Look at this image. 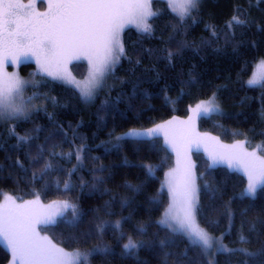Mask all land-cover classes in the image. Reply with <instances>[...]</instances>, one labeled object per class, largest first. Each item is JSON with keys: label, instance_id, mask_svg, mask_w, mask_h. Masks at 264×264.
Masks as SVG:
<instances>
[{"label": "trees", "instance_id": "16d2710c", "mask_svg": "<svg viewBox=\"0 0 264 264\" xmlns=\"http://www.w3.org/2000/svg\"><path fill=\"white\" fill-rule=\"evenodd\" d=\"M38 5L43 8L42 1ZM151 9L158 13L147 21L151 32L123 30L124 54L91 101L73 85L37 74L25 89L34 109L26 118L0 122V200L9 194L75 205V226L67 223L68 208L63 222L39 230L65 249L107 247L93 252L88 264H209L186 235L159 224L169 203L163 182L174 166L172 151L161 136H119L123 131L185 117L190 106L214 94L222 110L200 116L197 129L264 157V81L246 83L253 64L264 59V0H203L183 20L165 0H151ZM234 16L247 23L227 27ZM74 65L75 72L84 68ZM32 68V62L20 66L23 73ZM18 136L31 139L24 143ZM192 158L199 227L221 235L231 248L257 254L216 253L215 264H264V185L254 200L241 199L246 174L211 163L201 151ZM45 165H51L46 172ZM102 221H119L120 227L99 233ZM242 235L248 242L240 241ZM129 237L139 246L125 253ZM10 260L0 243V264Z\"/></svg>", "mask_w": 264, "mask_h": 264}, {"label": "snow or ice", "instance_id": "6c2138e0", "mask_svg": "<svg viewBox=\"0 0 264 264\" xmlns=\"http://www.w3.org/2000/svg\"><path fill=\"white\" fill-rule=\"evenodd\" d=\"M168 2V0H166ZM203 0H182L178 5L181 9L179 19L190 16L191 11L197 9ZM31 5L9 2L4 6L3 26L4 38L2 48L4 55L3 63L11 60L19 63L21 57L29 55L36 57L40 72L53 79H65L61 68L65 57L76 56L78 53L88 55L93 64L90 74V86L80 88L83 98L90 99L94 88L97 87L105 74L124 54L120 33L126 25H135L143 33L151 32V25L147 22L150 17L158 15L151 9V0H63L55 5L57 12L52 19L43 24L34 23L28 18L26 11ZM51 7V6H50ZM47 15V14H45ZM247 22L237 16L232 18L227 27L233 25L243 26ZM216 33L213 31V36ZM173 53L169 52L171 59ZM264 67V65H261ZM75 83V81H69ZM259 81L254 76L248 81L252 86ZM29 83L21 80L17 74L3 73L0 76V120L26 118L28 106L17 103L16 99H22V88ZM33 97L28 98L31 104ZM214 97L208 102L196 105L193 112L202 117L210 118L211 114L218 112ZM171 123V122H169ZM166 126L159 125L146 132L135 130L126 133L127 137H151L157 135ZM13 134L15 131L13 129ZM17 139L27 143L30 136H18ZM121 137H117V140ZM179 155V150H178ZM251 159L241 156H233L228 159L229 166L233 161L239 166L243 164L244 171L248 175V185L240 198L250 197L255 199L258 186L264 185V159L256 158L255 154H248ZM79 159V157H77ZM51 165H45V172ZM152 169L149 167V175ZM35 178V174H34ZM169 189L172 193V205L164 214V219L159 221L163 227L170 229L173 233H181L187 236L193 246L201 249L205 256L212 255L214 251L219 254L231 255L237 252L247 256H255L256 253L247 252L243 248H229L222 243V238L212 237L195 222L197 214V197L195 178L189 171L181 185H176L169 180ZM67 188L68 185L66 184ZM138 191V189H134ZM156 201H153L155 203ZM38 201L16 205L14 208L0 209V237L7 242L14 260L13 264H87L88 258L93 252H108L107 247L93 249L92 252H66L63 248L52 244L46 236H41L37 230L38 225H55L63 222L65 212L72 209V218L67 223L75 226L80 215L75 205L61 202L49 205L48 210L38 211L33 205ZM179 208V211H175ZM57 218H60L58 220ZM127 219V218H125ZM109 227H120V222L115 225L102 221L97 225L96 231L103 233ZM255 231V225H252ZM143 231V227L139 229ZM89 237L92 233L87 234ZM241 242H248L243 235ZM165 242L162 241L163 245ZM139 245L129 237L124 244L125 253L133 252ZM211 264V262H209Z\"/></svg>", "mask_w": 264, "mask_h": 264}, {"label": "rangeland", "instance_id": "374dc122", "mask_svg": "<svg viewBox=\"0 0 264 264\" xmlns=\"http://www.w3.org/2000/svg\"><path fill=\"white\" fill-rule=\"evenodd\" d=\"M40 1L43 2V8H40L38 5ZM9 2L20 3L23 5H31L30 8L22 10V11H26L28 14V18L31 19L34 23L43 24V23H46L52 19V16L57 12L55 5L63 2V0H0V45H2V41L4 38V32H5L4 26H3L4 6ZM181 2H182V0H168L167 4L173 10L174 13L179 15L181 9L178 7V5ZM45 14H47V15H45ZM128 26H132V27L136 28L135 25H126L124 27V29ZM123 30L120 33V38H121ZM4 55H6V53L4 52L2 46H0V76H2L3 73H5V72L8 73L9 75L15 73L18 75V77L21 80L29 82V83H26L22 88V99L21 98L16 99L17 103L22 102L23 104L28 106V113H27V116H28V114L34 109V105H33V101L31 102V104H29L28 98L30 96L25 95V93H26L25 89L27 88V86L32 84V82H35V80H36L35 75H37V74H41V75H45V76H47V75L40 72L39 65L36 62L35 56L29 55L27 57H21V60L19 63H14L11 60H9V62H7V63H3ZM77 55L79 56V58H76V56L65 57V62L62 65L61 71L65 75L66 78L65 79H57V80H60V81L65 82L67 84L73 85L78 90L79 94L81 95L80 88L85 87V86H90V74L93 71V64H92V61L89 59L88 55L82 54V53H78ZM27 62H32L33 68L31 69V71L23 73L20 69V66L23 63H27ZM77 62L82 63L84 65V68L82 70L79 69L78 72H75L74 63H77ZM261 65H264V59L263 58H259L253 64L252 72L246 80V83L248 85H249L248 81L250 79H253L254 76L259 81L258 83L254 84V85H260L264 81V67H261ZM106 74L103 77V79L101 80L100 84L94 88L93 95L90 99H85L81 95V98L83 99V101L89 102L92 100V98L96 95V93L98 92V90L102 86V84L105 80ZM47 77L52 78L50 76H47ZM69 81H75V83H72ZM77 84L80 85V88L77 87ZM213 97H214L215 105L218 106V109H219L218 112H220L222 110L221 105L216 100V97L213 94V95L209 96L208 98L203 99V100L193 104L192 106H190L188 115L185 117H182V118L172 117L170 119H167L163 122H159V123L152 125L150 127L130 128L128 130L123 131L119 135V136H125L126 133H129L133 130H135L137 132H146L150 129L156 128L159 125H165L166 126L161 132H159L157 135H154V136H161L162 137L163 142L172 151L173 157H174V166L166 172V175L164 177V182H163V185L165 186V188L167 189V192H168L169 203H168L167 207L165 208V210L163 211L159 221L164 219L165 212L169 209V206L172 205V203H173L172 193H171L169 186H168L169 180H172L173 183L176 185H181L183 183L187 173L189 171H191L192 175L195 178L196 197H197L196 174H195L194 162L192 160L193 159L192 158V152L193 151L203 152V154L208 159H210L209 161L211 163L220 164V165H227V164L229 165L228 159H221L222 157L229 158V157H233V156H241V157H244L245 159H251L252 157H250L248 154L254 153L256 158L264 159V157L259 156L254 150H248L246 146H245L246 147L245 148L239 142L225 143V142H222L217 136L210 134L209 132L199 131L197 129V120L201 115H198L197 113L193 112V109L196 108L197 104H199L201 102H208ZM11 120L12 119H5V120H0V122H6V121H11ZM169 122H171V123H169ZM125 137H127V136H125ZM135 138H149V137H135ZM178 150H179V155H178ZM232 165L237 167L240 171L244 172L246 174V176L248 177L247 173L244 171L243 164L237 166L235 161H233ZM247 185H248V183H247ZM247 185L244 187L242 193H244L245 190L247 189ZM5 195L6 196L2 200H0V209L14 208L16 205H19V204H26L29 202L38 201V204L33 205V207H35L38 211H43V210H48L49 205H55V204H59L61 202H68L66 200H52L48 203H42L39 200H37L35 197H33L31 199L24 200V199H19L16 197L14 198L12 195L9 196V194H5ZM175 211L178 212L179 208L177 207V209ZM195 222L198 225L196 217H195ZM39 226L40 225L37 226V230L39 231V234L41 236H46L44 233H42L39 230ZM206 232L209 233L208 231H206ZM209 235L212 237L221 238V235L218 236V235H213L211 233H209ZM0 243H3L8 248V250L10 251L11 260H10L9 264H13L14 257H13L12 251H11L10 247H8L7 242L3 239V237H0ZM51 243L54 244L52 241H51ZM222 243L224 245H227L223 240H222ZM54 245H56V244H54ZM56 246L60 247L58 245H56ZM228 247L231 248L230 246H228ZM60 248H62V247H60ZM63 249L66 252L80 251V250H76V249H65V248H63ZM214 249H215V245H214ZM214 249H213L212 255L208 256L209 262H211V264H215L216 252L214 251ZM80 252H82V251H80ZM81 263H83V261H81L80 264ZM17 264H18V262H17ZM87 264H88V262H87Z\"/></svg>", "mask_w": 264, "mask_h": 264}, {"label": "crops", "instance_id": "0c3cea01", "mask_svg": "<svg viewBox=\"0 0 264 264\" xmlns=\"http://www.w3.org/2000/svg\"><path fill=\"white\" fill-rule=\"evenodd\" d=\"M243 146V145H242ZM226 166H228V167H230L228 164L226 165ZM230 168H233V169H237V170H239L237 167H235V166H231ZM240 171V170H239ZM242 172V171H241ZM244 173V172H243ZM245 174V173H244Z\"/></svg>", "mask_w": 264, "mask_h": 264}]
</instances>
